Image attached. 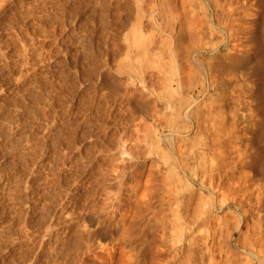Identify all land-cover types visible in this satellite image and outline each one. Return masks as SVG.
Segmentation results:
<instances>
[{"label": "bare ground", "instance_id": "1", "mask_svg": "<svg viewBox=\"0 0 264 264\" xmlns=\"http://www.w3.org/2000/svg\"><path fill=\"white\" fill-rule=\"evenodd\" d=\"M134 2L135 9L130 8L135 11L134 16L128 13L131 17L120 21V28L131 31L132 37L126 38L127 44L119 49L120 55L133 60L119 63L121 69L129 72L132 82H124L110 70H105L101 86L134 109V123L139 119L140 125L151 129V134L147 135L151 149L148 154H152V158H148L151 166L146 174L144 166L137 167L139 162L134 167H137L136 170H130V176L136 183L147 176L146 188L150 192L145 191L151 197L145 192L143 197L159 202L151 209L152 224L154 221L156 225L152 226L157 229H108L105 226L108 221L106 216L99 222L95 214L88 212L84 215V221L89 226L88 248L85 256L80 255L82 258L73 262L246 264V260H251L259 264V253L264 251L263 28L260 31L264 0L256 3L254 0ZM257 5L260 11L255 13ZM251 16L253 19L249 18ZM250 25L257 26L259 31L251 32ZM224 46L228 50L222 53ZM251 46V50L248 49ZM147 56L152 59L154 70L149 68L151 64L150 59L146 61ZM141 57L152 72H147L149 69L144 66L148 64ZM147 73L152 80L149 88L154 89L141 98L135 93L137 88L131 89L130 85H150ZM138 89L137 92H141L142 89ZM145 96L149 98L147 101L152 104L153 110L141 116L139 110ZM160 102L162 107H159ZM141 157L142 154L137 156ZM119 172L121 176L126 174L124 170ZM208 197L212 200L211 207L205 203ZM147 206L150 207L149 204ZM115 218L118 220V216ZM120 219L118 222L121 224ZM30 234L25 235L28 236L26 240H30L31 236L34 238ZM47 235L49 241H61L57 230H51ZM63 245H54L52 250L49 247L51 255H42V259L39 253L31 252L33 248L30 246L31 251L23 253V260L20 256L19 261L17 253L18 257L13 254V262L12 259L9 261H19L20 264H71L70 256L66 255L68 247L65 243ZM69 248L72 250V247Z\"/></svg>", "mask_w": 264, "mask_h": 264}, {"label": "rangeland", "instance_id": "2", "mask_svg": "<svg viewBox=\"0 0 264 264\" xmlns=\"http://www.w3.org/2000/svg\"><path fill=\"white\" fill-rule=\"evenodd\" d=\"M117 1L0 0V264H9L10 259L13 262L17 253L19 261L23 260V253L31 248L42 259L51 255L54 245L63 247L64 243L67 253L72 247L66 255L75 263L73 260L85 256L88 248L89 226L84 221L88 212L99 222L106 216L108 229H157L154 221L152 226L151 209L159 202L143 197L145 193L151 197L147 176L141 184L130 176V170L138 166H144L146 174L151 166L147 143L151 129L140 125L139 119L134 123V109L101 86L105 70L132 82L129 72L119 66L120 61H133L119 53L127 44L126 38L132 37L131 31L120 28V21L134 16L135 0ZM263 25L264 15L260 31ZM248 27L251 32L258 30L255 25ZM227 50L224 46L222 53ZM151 62L149 68L154 70ZM149 64L144 66L147 70ZM148 74L150 85H130L131 89L141 87L140 94L134 89L141 98L154 89L149 88L152 80ZM145 97L141 116L153 110ZM137 153L142 154L141 159ZM120 170L126 174L119 175ZM116 216L122 218L121 224ZM51 230L60 232L61 241H49ZM29 233L34 238L26 240ZM13 254L17 255L12 258Z\"/></svg>", "mask_w": 264, "mask_h": 264}, {"label": "clouds", "instance_id": "3", "mask_svg": "<svg viewBox=\"0 0 264 264\" xmlns=\"http://www.w3.org/2000/svg\"><path fill=\"white\" fill-rule=\"evenodd\" d=\"M205 203L208 204L209 207H211V203H212L211 197H208ZM259 256L261 257L259 264H264V251L260 252ZM246 264H254V262L251 260H246Z\"/></svg>", "mask_w": 264, "mask_h": 264}]
</instances>
